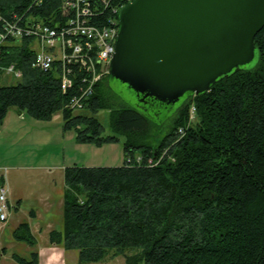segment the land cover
<instances>
[{
    "label": "trees",
    "instance_id": "16d2710c",
    "mask_svg": "<svg viewBox=\"0 0 264 264\" xmlns=\"http://www.w3.org/2000/svg\"><path fill=\"white\" fill-rule=\"evenodd\" d=\"M61 1L0 0V11L6 19L25 15L48 23L59 18ZM108 11L94 13L92 24L104 25ZM254 44L255 66L189 97L162 127L122 103L108 87L109 75L82 110L73 109L74 97L87 91L85 67L75 68V86L65 93L58 71L31 66L30 40L3 48L0 65H15L22 77L17 85L0 82V130L16 108L39 121L60 113L63 131H73L79 144L125 139L119 167L64 169L62 227L49 233V244L78 251V264L108 257L126 264H264V27ZM100 110L109 111L112 135H104ZM13 236L32 252L30 259H12L40 264L30 224H20ZM6 253L0 249V261Z\"/></svg>",
    "mask_w": 264,
    "mask_h": 264
},
{
    "label": "water",
    "instance_id": "95a60500",
    "mask_svg": "<svg viewBox=\"0 0 264 264\" xmlns=\"http://www.w3.org/2000/svg\"><path fill=\"white\" fill-rule=\"evenodd\" d=\"M118 20L110 81L127 86L145 112L167 118L255 60L264 0H135Z\"/></svg>",
    "mask_w": 264,
    "mask_h": 264
},
{
    "label": "rangeland",
    "instance_id": "374dc122",
    "mask_svg": "<svg viewBox=\"0 0 264 264\" xmlns=\"http://www.w3.org/2000/svg\"><path fill=\"white\" fill-rule=\"evenodd\" d=\"M257 62L258 55L246 68L255 66ZM20 81V79H0L3 86L17 85ZM108 87L122 103L147 115L150 121L159 126L166 125L180 108L177 106L173 112L166 114L167 118L158 115L153 109L147 113L140 107L136 95L127 86L117 81H109ZM96 118L104 126V135H112L109 126V111L100 110ZM62 125L63 118L60 113L55 115L52 121H39L25 112L19 113L16 108H11L5 125L0 130V176L6 179L9 200L14 203L21 200L20 210L14 209L10 203L12 209L8 224L6 223V228L0 230V249L7 250L2 264H17L10 257L12 254H18L26 259L31 258L32 249L25 242L15 239L13 232L20 224L29 223L32 211L41 215L45 213V208L41 203L42 196L50 194L54 195V198H60L62 192L64 195L65 168L74 165L119 167L124 163V137H120L118 143L106 144L102 147L79 144L75 141V133L73 131L65 133ZM52 217H54L52 221L55 225L53 230H61L63 212L54 214ZM40 223L46 225L43 222ZM47 230L44 227L43 235H37V249L49 245ZM78 258V251H66L65 264H78ZM92 264H126V262L123 257H108L104 262Z\"/></svg>",
    "mask_w": 264,
    "mask_h": 264
},
{
    "label": "built area",
    "instance_id": "2783aa9c",
    "mask_svg": "<svg viewBox=\"0 0 264 264\" xmlns=\"http://www.w3.org/2000/svg\"><path fill=\"white\" fill-rule=\"evenodd\" d=\"M39 1V0H38ZM135 0H62L59 18L45 23L32 16L13 15L6 19L0 11V60L3 48L30 40L35 57L32 67L43 72L58 71L65 93L74 88L73 71L79 65L85 67L88 77L87 91L76 96L70 107L82 110L92 97L94 87L109 74L111 60L119 33V12ZM107 8L105 24L93 25L91 16ZM22 73L15 65H0V79H20ZM196 119V109L191 108L190 123ZM184 134V129L179 131ZM12 206L8 201V189L0 185V222L9 219Z\"/></svg>",
    "mask_w": 264,
    "mask_h": 264
},
{
    "label": "crops",
    "instance_id": "0c3cea01",
    "mask_svg": "<svg viewBox=\"0 0 264 264\" xmlns=\"http://www.w3.org/2000/svg\"><path fill=\"white\" fill-rule=\"evenodd\" d=\"M5 122H6V120H5ZM5 122H4V125H5ZM49 171L51 172L52 170H49ZM0 185L6 186V179L3 176H0ZM63 197H64L63 192H62L60 198H54V195L51 196L50 194H46V195L41 197L42 198L41 203L43 205V208H45V213L43 215H41L40 213L34 211L35 216H31V219L29 221L31 231H32V233L36 239H37L38 234L43 235L44 227L48 230L50 229L49 231L47 230L48 232L46 231V233H48V235L53 230V228L55 227V225L53 224V221H52L54 218V217H52V215L54 216V214H58L59 212H61V213L63 212V205H64ZM8 201H9V203H11V205H13L14 209L20 210L21 200H17L15 203L11 202L9 200V189H8ZM56 210L58 213L54 212ZM49 215H51V216H49ZM48 219H50V220H48ZM37 222H39V223H37ZM40 222H43L46 225H41ZM6 223L0 222V230H3L4 228H6V225H5ZM1 249H3V248H1ZM38 250L40 253V264H65L67 261L66 260V251L61 247H56V246H52L49 244V245H46L44 248L38 247ZM12 255L10 256L11 259H12ZM2 262H3V258L0 261V264H2Z\"/></svg>",
    "mask_w": 264,
    "mask_h": 264
}]
</instances>
